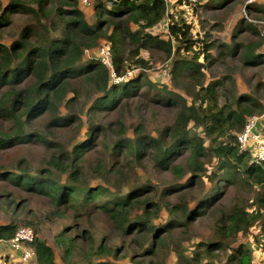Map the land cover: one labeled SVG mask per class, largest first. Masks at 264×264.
Wrapping results in <instances>:
<instances>
[{"label":"trees","instance_id":"trees-1","mask_svg":"<svg viewBox=\"0 0 264 264\" xmlns=\"http://www.w3.org/2000/svg\"><path fill=\"white\" fill-rule=\"evenodd\" d=\"M193 1L200 0H185ZM233 1L216 5L225 7ZM108 2L111 9L103 2L95 5L98 19L89 24L79 0H0V122L11 124L7 129L0 126V151L34 142L52 151V157L35 172L26 159L15 167L0 163V182L27 195L45 197L56 211L70 210L75 218L94 212L108 216L114 229L141 248L139 257L147 260L168 243L179 264H255L251 248L239 238L262 221L264 161L257 162L255 152L241 149L238 137L249 118L264 113V103L252 95L236 96L234 88L226 86L225 80L234 82L229 74L205 84V69L236 53H241L243 67L264 65L263 29L257 23L240 27L257 37L242 49L240 43L215 46L193 38V26L175 20L168 0ZM246 10L256 22L264 20L263 6L249 3ZM166 16L168 38L163 39L154 29ZM125 35L134 44L131 57L123 55ZM102 41L110 44L113 68L123 77L119 82L94 55ZM150 47L174 59L171 78L183 80L189 96L150 80L147 70L152 63L141 55ZM136 67L142 69L128 74ZM84 89L87 96L95 97L91 104L81 99ZM133 100L140 103L131 107ZM75 103L87 107L93 117L116 109L118 117L105 125L89 126L81 139L65 149L55 139L57 130L80 127L84 111L61 114V107L71 109ZM159 111H170L172 123L149 127ZM44 115L49 117L44 134L30 130ZM126 115L139 120L132 136ZM98 145L109 155L108 164L102 159L87 161L85 154ZM87 166L95 179L87 178ZM238 185L256 187L257 197L251 202L238 196L225 206L226 190ZM196 188L205 190L190 191ZM8 196L0 193V204L13 203L16 212L20 201ZM20 209L31 213L24 206ZM210 219L213 224L207 237H188L194 225ZM24 223L34 231L28 243L37 264H58L55 247L40 237L34 219L28 216ZM260 225L262 231L254 238L264 249V222ZM18 227L15 220L0 224V240L12 238ZM78 230L65 224L57 234L55 241L64 257L78 256L82 264H117L108 257L119 259V247L109 248L107 234L96 239L94 232ZM78 236L85 246L77 243ZM133 259L135 264L145 263Z\"/></svg>","mask_w":264,"mask_h":264},{"label":"rangeland","instance_id":"rangeland-1","mask_svg":"<svg viewBox=\"0 0 264 264\" xmlns=\"http://www.w3.org/2000/svg\"><path fill=\"white\" fill-rule=\"evenodd\" d=\"M89 4H84L79 0L80 6L82 7L86 20L89 24L96 22L98 19L97 10L95 5L98 2H103L106 4L108 9H111L113 6L108 0H88ZM221 0H200L193 1L191 4H187L185 0H168L169 2V12L174 15L175 20L178 22H183L191 24V36L195 39H205L209 42H213L215 46L218 44L234 46L235 43H240L239 48L242 49L245 44H248L250 41L255 42L257 37L250 33L249 30H240V27H244L247 23H257L259 29L264 28L261 25H264V20H259L256 22L252 14L246 10V5L249 3H256L264 7V0H236L231 4L225 7H218L216 4ZM258 21V20H257ZM170 19L168 16L154 29V33L160 35L161 38H168V28H169ZM22 24V23H21ZM202 44V42H200ZM122 45L124 48V57H131L134 44L129 42L126 38V35L122 37ZM214 46V47H215ZM110 49V44L107 41H102L100 47L95 50L94 55L101 61H103L104 53L102 49ZM187 53V52H184ZM215 57L218 56V49L213 52ZM86 55H93V53L86 52ZM141 55H143L146 60H149L152 63V68L147 70V75L150 80L155 83H166L172 89L189 96L185 91L184 81L175 82L170 75V68L173 62V58H167V54L164 50L158 49L156 47H150L148 49L142 50ZM112 56V52H111ZM223 62H215L211 64L208 68L205 69L206 77L205 84L209 81H214L226 77V75H232V80H225L227 83L226 86H232L234 88V93L236 96L240 94L252 95L258 100H261L264 103V65H258L257 67H246L242 65L241 53H236L232 58L226 56L223 58ZM199 61L204 62V57L200 56ZM142 68L136 67L134 70H131L128 74L141 70ZM80 88H86V86L81 85ZM95 97L89 93L87 96L86 89L81 93V99L86 101L87 105L92 103V100ZM223 100V97H221ZM139 100H133L130 104L131 107H135L139 104ZM83 110L80 117L81 124L80 127L75 128H60L57 130L55 136L56 140H59L63 148L70 149V146L73 143H76L78 139H81L84 133L87 131L88 127L93 124L105 125L109 122H113L118 117V109L113 110L110 114L106 116H91L87 107L83 104H73L72 108L67 106L61 107V114L66 113H75L77 111ZM168 115V116H166ZM259 118L255 119V128L254 134L260 137L264 141V113L258 114ZM126 124L129 126L128 134L132 136L133 127L138 123V118H132L131 116H125ZM171 112L168 111V114L162 111L158 112L156 119L149 124V127L153 126H162L163 124H171L172 122ZM49 123V117L44 115L40 119L32 123L30 130H37L44 134L45 126ZM8 121H1L0 126L7 129L10 127ZM199 133L202 134V131L199 130ZM260 134V135H259ZM52 137V136H51ZM50 136L48 140H51ZM255 141H252V144L247 145V149L252 152H255ZM254 155V154H253ZM52 157V151L49 150L44 143H28V144H18L12 149L7 151H0V163H4L7 166L15 167L20 159H26L29 162L31 171L35 172L37 168H41L42 163ZM88 162H95L97 159H102V162L106 164L109 163L110 157L103 150L101 146H96L95 149L88 151L85 154ZM95 164V163H94ZM138 171L142 173V170L138 168ZM86 176L88 179H95V172L90 170L87 166L85 168ZM156 178V174L154 173ZM163 176L161 175V178ZM205 189L196 188L190 191H204ZM256 187L250 185H238L233 188L230 187L226 191V195L223 199V204L225 206H230L234 199L238 196H245L251 202L257 197L258 191ZM264 192V188H262ZM0 193H8L9 196L7 199H15L20 201L19 210L14 212V204H0V224L9 223L11 221H17L19 228L28 227L33 230L32 227L25 225L24 219L32 217L34 219L35 226L39 228L40 237L46 239L50 244H52L56 249V261L58 264H82L81 259L78 256L74 257H64L62 252V247L56 244V236L63 228L65 224L72 225V229H88L91 232H94L96 239L101 238L103 235H108L109 248L119 247L118 253L120 258L114 260L112 257H108L109 260L117 264H135L133 257H137L141 261H145L144 264H179V258L175 251H170L166 247L168 243H165V246L160 250L156 256L151 258L139 257L141 248L132 242L130 238H124L121 236L115 229L108 218V216L101 214L99 212H94L87 215H82L74 217L71 214L70 210L56 211L52 204H50L45 197L36 196V195H27L19 190L13 188V186H7L0 182ZM175 199V198H174ZM173 199V200H174ZM172 200V199H171ZM24 206L27 210H30L31 213L28 215L22 209ZM255 207L252 209L254 210ZM259 213L262 215V221H258V224L250 230L246 237L240 236V240H243L246 245H248L255 257V264H264V249L262 245L255 240V236L260 234L262 227L260 224L264 222V208L260 207ZM52 217V218H51ZM43 224H41V223ZM260 223V224H259ZM212 220H208L204 224H196L191 228L188 237H193L195 240L198 236H208L211 231ZM80 233V230H78ZM192 239V238H191ZM77 243L82 247L85 246V241L83 238L78 236ZM123 244V245H122ZM122 245V246H121ZM32 248V247H30ZM82 251V249H80ZM192 253L189 252V255ZM124 255V257H121ZM22 254L18 250H14L10 245V239L0 240V264H22L20 258ZM36 254H33L27 262V264H37ZM100 258H95V261H100Z\"/></svg>","mask_w":264,"mask_h":264},{"label":"built area","instance_id":"built-area-1","mask_svg":"<svg viewBox=\"0 0 264 264\" xmlns=\"http://www.w3.org/2000/svg\"><path fill=\"white\" fill-rule=\"evenodd\" d=\"M81 1L86 5L89 4L88 0H81ZM102 52L104 53V57H103V61L101 62L106 67L110 68L111 76L115 82L121 81L123 77L118 76L112 65L111 50L106 48V49H102ZM256 118H259V116L254 115L251 118H249L248 123L244 127L243 131L239 134L238 143L241 149H246L248 144L250 143L252 144V141H255L256 144H254L255 146L254 159L257 162L262 163L264 161V141L260 138L262 137L260 134L259 137L253 133L254 128L256 126L255 124ZM33 239H34V231L28 227L19 228L16 234L12 238H10L11 247L15 251L18 250L22 254L20 258L22 264H27L31 256L33 254H36L34 249L30 248L31 246L28 243Z\"/></svg>","mask_w":264,"mask_h":264},{"label":"clouds","instance_id":"clouds-1","mask_svg":"<svg viewBox=\"0 0 264 264\" xmlns=\"http://www.w3.org/2000/svg\"><path fill=\"white\" fill-rule=\"evenodd\" d=\"M114 81V80H113Z\"/></svg>","mask_w":264,"mask_h":264}]
</instances>
